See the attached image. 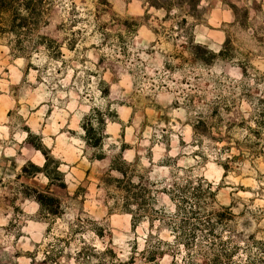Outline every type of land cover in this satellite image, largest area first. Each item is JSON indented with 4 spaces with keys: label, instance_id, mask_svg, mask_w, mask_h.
<instances>
[{
    "label": "rangeland",
    "instance_id": "374dc122",
    "mask_svg": "<svg viewBox=\"0 0 264 264\" xmlns=\"http://www.w3.org/2000/svg\"><path fill=\"white\" fill-rule=\"evenodd\" d=\"M222 1H0V264H264V6Z\"/></svg>",
    "mask_w": 264,
    "mask_h": 264
},
{
    "label": "crops",
    "instance_id": "0c3cea01",
    "mask_svg": "<svg viewBox=\"0 0 264 264\" xmlns=\"http://www.w3.org/2000/svg\"><path fill=\"white\" fill-rule=\"evenodd\" d=\"M239 1V0H238ZM242 1H245V0H242ZM246 1H248L249 3H255L256 4V6H258V5H260L261 7H263L264 6V0H246ZM224 4H228L229 6H231L232 5V3L234 4V2L235 1H229V0H227V1H222ZM257 2V3H256ZM262 2V3H261Z\"/></svg>",
    "mask_w": 264,
    "mask_h": 264
},
{
    "label": "trees",
    "instance_id": "16d2710c",
    "mask_svg": "<svg viewBox=\"0 0 264 264\" xmlns=\"http://www.w3.org/2000/svg\"><path fill=\"white\" fill-rule=\"evenodd\" d=\"M0 1H1V0H0ZM47 174H49V173L47 172ZM37 199H38V201H39L41 204H43V200L41 199V197H40V196H39ZM48 211H49V209H48ZM49 212H52V211H51V209H50V211H49Z\"/></svg>",
    "mask_w": 264,
    "mask_h": 264
}]
</instances>
